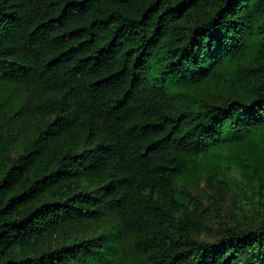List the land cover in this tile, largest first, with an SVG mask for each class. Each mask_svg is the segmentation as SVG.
I'll return each mask as SVG.
<instances>
[{
  "label": "trees",
  "instance_id": "1",
  "mask_svg": "<svg viewBox=\"0 0 264 264\" xmlns=\"http://www.w3.org/2000/svg\"><path fill=\"white\" fill-rule=\"evenodd\" d=\"M0 88V264H264L177 190L264 158V0H0Z\"/></svg>",
  "mask_w": 264,
  "mask_h": 264
},
{
  "label": "rangeland",
  "instance_id": "2",
  "mask_svg": "<svg viewBox=\"0 0 264 264\" xmlns=\"http://www.w3.org/2000/svg\"><path fill=\"white\" fill-rule=\"evenodd\" d=\"M229 71L231 75L232 69ZM226 91L232 93L230 89ZM0 96L3 110L0 117L18 110L23 101L20 92L12 88H0ZM219 150L212 155H219L223 161L224 177L208 178L204 174L195 181L184 178L177 185L189 212L199 208L195 218L201 224L196 236L205 240L217 239L228 227L245 228L258 225L264 219L263 155L247 140ZM78 230L81 235L90 236L96 229L91 223L79 226ZM47 242L58 244L60 240L54 237Z\"/></svg>",
  "mask_w": 264,
  "mask_h": 264
}]
</instances>
